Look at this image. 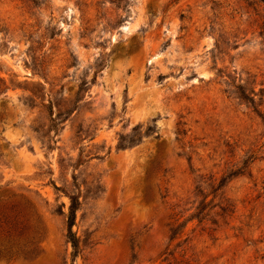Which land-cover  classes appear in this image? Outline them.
I'll return each mask as SVG.
<instances>
[{"label": "rangeland", "instance_id": "1", "mask_svg": "<svg viewBox=\"0 0 264 264\" xmlns=\"http://www.w3.org/2000/svg\"><path fill=\"white\" fill-rule=\"evenodd\" d=\"M3 248L264 264V0H0Z\"/></svg>", "mask_w": 264, "mask_h": 264}, {"label": "trees", "instance_id": "2", "mask_svg": "<svg viewBox=\"0 0 264 264\" xmlns=\"http://www.w3.org/2000/svg\"><path fill=\"white\" fill-rule=\"evenodd\" d=\"M70 198H71V201H70V206H69V212L67 215V235L74 249L73 254L76 255L79 252V239L76 233L73 231V226L75 224L76 213L80 206V201L76 195H71ZM1 215L3 216V220H5L8 223L11 222V220H8L10 216L4 214V212H2ZM12 223L13 222H11V224ZM15 225L16 224H14L13 227H15ZM10 229L12 230H9L7 232L8 234L5 235L6 238H10L13 235L12 232H14L15 228H10ZM14 255L15 254L12 253L11 249H8V248L0 249V257H11Z\"/></svg>", "mask_w": 264, "mask_h": 264}]
</instances>
